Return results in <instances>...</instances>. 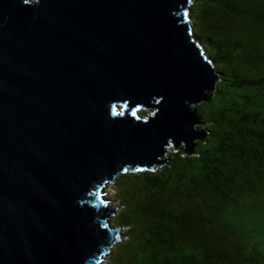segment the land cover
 Returning <instances> with one entry per match:
<instances>
[{
  "label": "water",
  "instance_id": "obj_1",
  "mask_svg": "<svg viewBox=\"0 0 264 264\" xmlns=\"http://www.w3.org/2000/svg\"><path fill=\"white\" fill-rule=\"evenodd\" d=\"M191 3L0 0V264H99L105 184L195 153L221 75Z\"/></svg>",
  "mask_w": 264,
  "mask_h": 264
},
{
  "label": "trees",
  "instance_id": "obj_2",
  "mask_svg": "<svg viewBox=\"0 0 264 264\" xmlns=\"http://www.w3.org/2000/svg\"><path fill=\"white\" fill-rule=\"evenodd\" d=\"M190 17L221 75L197 106L208 134L116 177L126 239L107 264H264V0H192Z\"/></svg>",
  "mask_w": 264,
  "mask_h": 264
},
{
  "label": "rangeland",
  "instance_id": "obj_3",
  "mask_svg": "<svg viewBox=\"0 0 264 264\" xmlns=\"http://www.w3.org/2000/svg\"><path fill=\"white\" fill-rule=\"evenodd\" d=\"M192 23V21H191ZM193 25V23H192ZM173 151H176L175 148H170V151L168 153V156L171 152ZM104 195L109 199L110 201V204L111 205H117V207L115 208L114 210V214L111 216L110 220H109V224L111 227L113 228H118L119 227V233L121 235V239H119L118 242L120 241H124L126 239V236H125V232H126V227L125 226H121V225H118V224H115L114 223V220H113V216L115 214H117L119 212V210L121 209V202L119 201V199L115 196L116 195V190L114 189V181L113 182H107L104 186ZM116 242V243H118ZM115 243V244H116ZM116 246V245H115ZM114 248V247H113ZM113 248L111 249V251H109L103 258V261H101L99 264H107V262L110 260V255L113 253Z\"/></svg>",
  "mask_w": 264,
  "mask_h": 264
},
{
  "label": "clouds",
  "instance_id": "obj_4",
  "mask_svg": "<svg viewBox=\"0 0 264 264\" xmlns=\"http://www.w3.org/2000/svg\"><path fill=\"white\" fill-rule=\"evenodd\" d=\"M107 198V197H106ZM109 204H110V201H109V199L107 198V199H105ZM111 205V204H110ZM113 228V227H112Z\"/></svg>",
  "mask_w": 264,
  "mask_h": 264
},
{
  "label": "snow or ice",
  "instance_id": "obj_5",
  "mask_svg": "<svg viewBox=\"0 0 264 264\" xmlns=\"http://www.w3.org/2000/svg\"><path fill=\"white\" fill-rule=\"evenodd\" d=\"M188 18V14L187 13H185V19H187Z\"/></svg>",
  "mask_w": 264,
  "mask_h": 264
}]
</instances>
